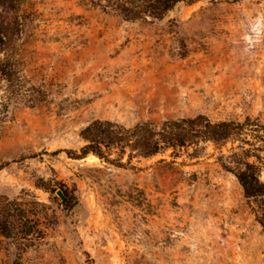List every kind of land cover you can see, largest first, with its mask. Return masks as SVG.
<instances>
[{
    "label": "rangeland",
    "instance_id": "1",
    "mask_svg": "<svg viewBox=\"0 0 264 264\" xmlns=\"http://www.w3.org/2000/svg\"><path fill=\"white\" fill-rule=\"evenodd\" d=\"M12 6L0 11L12 72L0 82V196L32 217L38 240L0 234V264H264V196L246 199L220 163L243 149L264 184V0H194L135 23L87 0ZM198 116L258 126L261 139L125 168L63 153L93 121Z\"/></svg>",
    "mask_w": 264,
    "mask_h": 264
},
{
    "label": "trees",
    "instance_id": "2",
    "mask_svg": "<svg viewBox=\"0 0 264 264\" xmlns=\"http://www.w3.org/2000/svg\"><path fill=\"white\" fill-rule=\"evenodd\" d=\"M102 12L120 17L124 22L159 21L176 5H192L194 0H87ZM14 0H0V11L11 9ZM9 35V34H8ZM0 21V54L10 41ZM9 40V41H8ZM12 78L10 65L0 59V82ZM258 126H244L232 121L212 123L204 116L193 119L167 121L160 126L141 122L127 129L110 121H93L80 130L83 146L78 152L64 151L72 160H83L91 155L100 162L115 168H125L134 158L149 159L167 150L192 148L197 143H211L224 147L229 142L243 144V136L260 140ZM264 143V141H262ZM220 156L224 171L232 174L243 190L246 199L256 205L263 203L264 184L255 165L248 162L249 152L240 149ZM195 151V150H194ZM57 152L54 155H58ZM195 153V152H194ZM114 155L115 157H112ZM127 160L123 163L124 156ZM4 169L0 166V171ZM35 222L15 201L0 196V234L14 242L31 243L38 240Z\"/></svg>",
    "mask_w": 264,
    "mask_h": 264
},
{
    "label": "water",
    "instance_id": "3",
    "mask_svg": "<svg viewBox=\"0 0 264 264\" xmlns=\"http://www.w3.org/2000/svg\"><path fill=\"white\" fill-rule=\"evenodd\" d=\"M55 195H56V197H58V199L60 200V201H64L65 200V194L61 191V190H57L56 192H55Z\"/></svg>",
    "mask_w": 264,
    "mask_h": 264
}]
</instances>
